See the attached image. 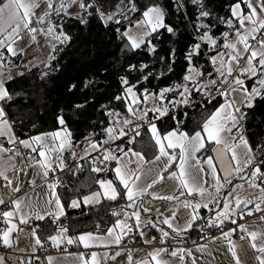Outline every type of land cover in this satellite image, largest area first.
<instances>
[{
	"label": "snow or ice",
	"instance_id": "obj_1",
	"mask_svg": "<svg viewBox=\"0 0 264 264\" xmlns=\"http://www.w3.org/2000/svg\"><path fill=\"white\" fill-rule=\"evenodd\" d=\"M197 2V0H193ZM46 8L41 12L36 10L41 7V0H2L0 2V49H6L11 56H16L18 51L22 52L23 48H17V42L23 39L24 34H29V39L35 40L37 32H44L43 28L33 27V19L37 24L43 25L47 21V32L45 35H51L55 32V25L48 19L50 13L48 9H54L57 13H68V9L73 5H78L79 9L85 12L88 9L93 8V3H85L84 0H60L59 7L53 5V0H45ZM243 5V7H242ZM129 10L136 11L135 0H130ZM101 17L107 15L108 19H111V14H105L97 8ZM230 16L218 18L219 22L226 24L228 31H223L219 37L211 32V27L208 28V32L202 34L199 39L202 42L211 46V49L215 51V55L209 57L210 63L214 66V72L217 76L216 79H212L213 73H207L209 79L206 83H201L205 73L197 69L193 64V58L199 56L201 51V44L197 43L191 46V49L185 56V59L189 62V67L186 70V74L183 76V83L176 84L171 87H165L158 92L150 91L145 88L138 95L134 90L135 85H130L125 88L124 94L115 97L117 100H128L127 109L129 113H132L139 121H144L148 124L152 138L157 146L158 154L151 161H146L143 153L133 151L131 148L125 152L122 148L116 149L122 153V157H118L112 150L104 148L101 163L107 161H116L117 167L115 171V180L119 185H122V190L118 191L117 186L113 180H97L102 191L92 192L90 195H85L81 199H72L67 207L79 208L81 203L85 205L99 204L102 198L116 201L122 194L129 201L128 208L135 209L130 214L125 212L124 219H119L120 212L113 210L111 215L118 217L115 224L106 229V236L95 235L93 232H83L75 237L68 236V228L61 225L55 234L48 237L52 241L54 247L59 248L61 244L67 243L82 244L84 248H90L97 245L99 241L104 246L108 244L119 245L122 242L123 237L128 236L134 230L138 231V234L143 236L145 233L140 231L141 226L156 227V223L149 218L142 219L141 209L143 212H150L151 209L145 206L144 197L148 196L154 199L163 200H178L179 197L174 195L158 196L155 192L150 191L154 186L165 179V173H167L168 179H173L178 182V189L180 195H199L204 196L208 192L205 180V165H207L208 174L211 175L215 192L217 197L213 198L217 207H220L218 197L223 195V189L225 185H232V177L234 175L239 176L241 180L247 177L248 187L251 189H257L261 195L254 199L250 196H242L237 192V189L242 188L243 185H233L226 193L223 206L220 211L216 212L215 219L211 221L212 226L222 228L225 221H230L232 224H236V228H231L228 231H222L221 237L226 239L229 244V251L235 260V264H241L240 258L236 251V245L230 239L232 234L240 230L243 235L240 236L241 240L247 239L252 249L260 253L256 257L258 264H264V215L258 217V223L254 225L238 224L237 220L233 217L239 212V218L243 219L245 215L251 216L254 212H264V208L261 207L264 204V187L261 183H257V180L264 182V171L261 170V166L264 165V161L260 163L255 162V153L248 140L243 134L242 122L246 119V113L242 111V108H252L255 105V101L258 97H264V0H236L235 3L229 5ZM79 16L80 14L77 13ZM210 12L201 11L200 16L208 17ZM142 20L136 22V26L144 28L146 30L137 34L131 35L129 32H124L130 41V47L135 50L141 48L142 45L148 46L150 53H155L156 46L152 44L151 38L153 34H158L161 29L166 32L175 35V29L165 23L166 13L165 10L158 4L148 6L142 13ZM85 22V21H82ZM200 27H206L200 25ZM63 37V40H61ZM57 40H61V43L70 39L69 36L61 32L55 37ZM146 38L147 42H146ZM220 49H223L222 51ZM175 49L171 51V56H174ZM227 57V59H225ZM4 53L0 51V68L3 67ZM163 61L164 57H160ZM243 61V63H241ZM135 67V66H132ZM141 68H147V65H141ZM168 71H172L171 65L168 66ZM23 75V73H20ZM152 75L149 73L144 76L143 79L147 80ZM163 75V73H161ZM255 78V83L248 88L246 80ZM10 75L6 76L3 72H0V101L10 100L12 97L5 87V81L10 80ZM124 85H129V81L125 78H121ZM139 83V81H138ZM218 85L220 87H218ZM223 85H227V88H223ZM73 87H75L73 85ZM198 94L202 93L204 96L209 97V103L214 97L211 96L213 91L219 93L224 97V103L220 104L202 123L199 130L192 132L181 130L178 126L170 131L161 133L156 124L147 119L149 112L156 114L155 119H160L168 115L171 105L172 108L180 104L188 105L191 103V97L193 92ZM240 92L243 96V100L237 103L234 94ZM168 93H174L181 99L169 100L168 104H164ZM142 97V98H141ZM151 102L150 108H139L141 104H148ZM77 107H83V105H77ZM109 115H119V113L109 112ZM175 119V117H173ZM58 123L62 126L60 129L41 133L39 135L31 136L27 140H19L12 133L11 124L7 119V114L3 106H0V137H7L9 144H19L25 149H29L30 152L26 156V167L33 170V177H40L42 183L37 185L36 179L30 180L33 185V192L36 194L37 199L33 200L31 196L25 194V197H19L10 201V207L8 210L0 211V221L3 222L5 227L0 228V243L4 246L12 247L13 243L19 239V236H14V233L23 231L20 225H29V221L34 218L36 220L43 221L45 217H52L54 222H58L61 217L66 215L65 204L61 201L60 195L56 189L60 184V181L54 180L48 182V176L50 172H55L57 168L63 171L66 168L63 152L72 148L71 132L68 131L65 124V120L62 116L58 117ZM133 121L127 118L123 119L124 125H130ZM140 124L135 125V135L132 140H135L136 136L140 135ZM235 130L236 135H233ZM108 135V140L119 139L128 135L124 131V128H119L117 132L116 127H108L105 129ZM227 134V135H226ZM91 135V134H90ZM233 141L229 144L228 140ZM89 141V147L84 150V155L87 156L90 151H96L103 147V144H107L108 140L102 143H94L90 141L89 137L85 138ZM214 143L217 146L222 147L224 154L230 153V162L228 169L221 168L224 172L221 177L217 172V165L214 160H218L219 156H208L201 160L197 157L202 149H205L206 143ZM132 142V141H130ZM243 146L245 149L244 159L241 161L240 154L237 149ZM178 150V151H177ZM213 152L215 148L211 149ZM264 151V147L260 149ZM12 153L7 159L12 160L16 156H20L21 152L18 148L8 149L4 148L0 144V154ZM131 156L136 157L137 169L131 170L121 161L124 158ZM73 157H77L75 151L71 152ZM82 158V157H81ZM162 158H167V164L163 169H156L153 176V169H148L144 172L142 165L144 163L155 164ZM0 159H3L0 156ZM99 157L94 158L92 161L93 172H102L106 169L95 166ZM176 171H170L174 162ZM129 163H133L131 159ZM234 162V163H233ZM16 168V165H12ZM251 168V171H246ZM19 171L23 172L24 168H20ZM243 173V175H240ZM27 174V173H25ZM150 176L149 181L142 180V176ZM0 177L7 181V186L11 187L12 180L6 175L5 171H0ZM40 188V192H36V188ZM21 191L19 185L12 188L13 193ZM139 201V203H138ZM6 201L0 198V205H5ZM184 208H190L192 211L189 213V219L184 227H177L173 224L175 218V212H172L170 217H165L162 221L177 237H182L184 233L192 229L194 223L200 218L198 209L201 207L208 208V202L199 203L190 200L181 201ZM249 205H254L253 208H249ZM123 211V209H121ZM134 219V227L129 223V220ZM30 226V225H29ZM31 227V226H30ZM31 227L32 236L35 239L36 245H41L42 242L39 236L36 235L37 228ZM99 228V225L96 226ZM163 237H168L169 232L159 229ZM110 237L111 239H107ZM152 239H156L152 237ZM216 239V238H214ZM150 242V241H146ZM163 243V240H161ZM196 250L200 252L206 251L205 245H197ZM168 253L171 257L178 258L180 264H185L186 257L191 258V264H197V258L193 256V251L190 248L177 247L169 252L167 248H158L148 254V258L142 261H136L135 264H170L169 261L162 258V254ZM72 255V254H69ZM121 252L117 251L115 255L111 256L112 260H115ZM105 258L108 257L107 253H104ZM3 258H0L2 261ZM38 259V257H37ZM48 264H54L55 257L48 256ZM74 264H100L98 260V253L92 252L90 259H86L84 253H79L74 261ZM128 264H134L131 253L128 254Z\"/></svg>",
	"mask_w": 264,
	"mask_h": 264
},
{
	"label": "trees",
	"instance_id": "obj_2",
	"mask_svg": "<svg viewBox=\"0 0 264 264\" xmlns=\"http://www.w3.org/2000/svg\"><path fill=\"white\" fill-rule=\"evenodd\" d=\"M235 2L236 0H197L194 3L193 0H186L181 10L175 0H135L137 10L128 18L108 22L102 20L94 7L87 12L83 10L80 17L62 15L57 18L51 14L56 30L70 39L56 43L47 61L36 63L5 81V87L12 98L2 101L1 106L4 107L14 135L17 138L30 137L61 128L58 117L62 116L71 132L72 144L85 136H91L100 143L106 135L105 129L111 124L114 126L116 118L132 116L126 113V101L115 97L123 95L125 88L130 85L136 86L134 90L139 95L145 88L158 92L162 88L182 83L189 66L185 56L191 46L197 44L199 29L194 33V28L198 27L196 20L199 11L210 12L211 15L203 20L206 25L211 26L210 34L219 37L229 29L218 18L229 17V5ZM153 4H158L165 10V23L172 26L176 34L172 35L164 29L153 34L151 41L156 46L155 53L148 51L147 44L133 50L123 32L127 26L140 20L143 11ZM200 44V54L193 58V64L201 66L203 72H206L212 66L209 57L215 51H204L207 44ZM173 49L175 54L171 56ZM160 57H164V60L161 61ZM17 58L16 55L12 59ZM141 65H147V68H141ZM169 65L172 68L170 72ZM149 73L152 75L144 80L143 77ZM121 78L127 79L129 85H124ZM251 80H246L247 86ZM201 94L193 92L194 96ZM172 96L173 93H168L163 102H167ZM213 97L210 103V98L202 100L174 115L156 119L154 123L161 133L176 128L178 122H182L179 123L181 130L189 133L199 130L201 123L223 98L219 94ZM242 111L246 113V119L242 122L244 136L260 163L264 161V151L260 150L264 147V97H258L254 107H244ZM109 112L119 115H109ZM151 114L149 112L148 116ZM147 126L139 129L140 135L135 140L131 138L132 142L128 143L126 140L129 138L121 137L119 141L124 143V148L130 147L146 157L153 154L155 147ZM75 167L76 162H71L60 173L59 178L64 180L65 185L56 189L65 204L66 215L58 222L46 218L47 225L46 220H43V232L52 227L58 229L61 225L68 228L67 235L84 231L102 232L118 218L111 215L113 210L120 212L119 218L129 210L128 202L122 195L116 201L102 198L99 204L81 203L75 209L67 207L69 199L80 198L95 190L96 181L101 176L114 180L111 162L104 173L93 172L87 162L79 172L74 173ZM195 230L193 227L183 236L188 238Z\"/></svg>",
	"mask_w": 264,
	"mask_h": 264
},
{
	"label": "crops",
	"instance_id": "obj_3",
	"mask_svg": "<svg viewBox=\"0 0 264 264\" xmlns=\"http://www.w3.org/2000/svg\"><path fill=\"white\" fill-rule=\"evenodd\" d=\"M57 3L59 5L60 0H53V5L54 4L56 5ZM45 8H46L45 0H41V7L39 9H37L36 11L42 13V11ZM48 11H49L50 16H51L52 9H48ZM142 18H143V16H142ZM142 18L140 20H142ZM46 23H47V21L45 22V24L40 25V24L36 23L35 19H33L32 26L36 27V28H43L44 29ZM35 35H36V39L31 40V39H29V34H24L23 39L17 42L16 47L17 48L22 47L23 51L22 52L18 51V53H17L18 58L15 60L12 59L14 56H11L6 51V49H0V51L5 53V60H3V67L0 68V72H3L6 76H8V75L13 76V75L23 71L24 69H26V68H28V67L36 64V63L43 62L42 60H44L45 57L42 58V56L46 54L44 49L49 47V44H48L49 41L46 38L45 34H43V32H37ZM220 50L222 51L223 49H220ZM41 58H42V60H41ZM225 59H227V57H225ZM242 63H243V61H242ZM213 74H214L213 78L215 79V77H216L215 72ZM252 80H251L250 84L248 85L249 89H251V87L253 86ZM254 81H255V79H254ZM206 82L207 81H205V83ZM217 94H219V93L216 91H213L211 96L213 97ZM234 97H235V100L237 101V103H239L240 101L243 100V96L241 95L240 92H236L234 94ZM224 99L225 98L223 97L222 100L208 114V116L213 111H215V109L218 108L220 106V104L224 103ZM1 103H2V101H0V106H1ZM125 117L126 116H124L122 118H125ZM202 123H201V125H202ZM57 129H60V128H57ZM57 129H55V130H57ZM172 129H174V128H172ZM172 129H169L167 131H170ZM147 130H148V126H147ZM52 131H54V130H52ZM167 131H165V132H167ZM47 132H50V131H47ZM165 132H163V133H165ZM12 133H13V131H12ZM43 133H45V132H43ZM148 133H149V131H148ZM39 134H41V133H38L35 135H39ZM35 135H32V136H35ZM233 135H236L235 130L233 131ZM86 137H89L91 142L98 143L96 140L91 138V136H85V137L81 138L80 140L76 141L75 143H73L72 148L64 151L62 154L66 168H68V166L71 162H78L80 160H84V159H86L92 155L97 154L99 151H103L104 148L112 150L113 153L115 155H117L118 157H122V153L119 151H116V149L122 148L125 152H127L128 149H130V147L124 148V143L119 141L121 139V137L119 139H115V140H108V135L106 133L104 138L101 139L100 143H102L105 140H108V143L103 144V147L97 149L96 151H90L89 154L87 156H85L84 150L89 147V141L85 140ZM150 137L153 140L151 132H150ZM131 138L132 137H130L127 140L125 139V140L129 143L131 141ZM18 139L19 140H27V139H29V137H23V138H18ZM227 142L229 144L233 143V141H231L230 139ZM153 143H154V147H155L154 153L151 154L150 156H147V157L144 156L146 161L153 160L154 157L158 154L157 146L155 145L154 140H153ZM205 143H206L205 149H202L199 153H197V157L199 159L203 160L208 156H214V157L219 156V159L214 160V163L217 165L218 174L221 177H223L224 172H222L220 169L221 168L228 169L231 154L230 153L224 154V152L222 151V147L217 146L214 143H209L207 141ZM0 144H2L4 146V148H7V145H9L8 138L6 136L0 137ZM13 148H18L21 152V155L14 157V159H12V160H9V159H7V157L11 156L12 153L0 154V156L3 157V159H0V171H5L6 175L9 177V179L12 180V185H11V187H9V186H7V181H5L2 177H0V198H3L6 202H8L9 207H10V201L11 200L19 198V197H25V194H28V196H31L33 198V200L37 199L36 194L33 192V185L30 183V180L35 178L37 185L42 183L40 177H38V176L33 177V170L26 167V164H27L26 156L30 152V150L25 149L22 145H19L18 143L14 144ZM213 148L216 149L215 152H213L211 150ZM206 149H207V152L205 151ZM72 151H75L78 154L77 157H73L71 155ZM237 152L240 154L241 161H243L244 153H245V149L243 148V146L238 148ZM129 159H131L133 161V163H129L128 162ZM135 161H136V157L131 156V153H129V157L122 159L121 162L124 165H126L129 169L136 170L137 169V163ZM110 162H111L112 177L114 179L113 181L117 186V190L121 191L122 185H119L118 181L115 180L114 169L117 167V162L116 161H110ZM178 162L179 161L174 162L173 167L170 169V171H176L177 170L175 167V164H177ZM13 164L16 165V168L12 167ZM165 164H167V158H162L160 161H157L155 164L144 163L142 165V167H143L144 172H147V170L150 168L153 169L152 175L154 176L156 169H163ZM204 167L206 169L205 180L208 182L206 184V187L208 188V192H206L203 197H201L199 195H195V194L194 195H188L187 192H185V195L181 196L180 191H182L183 189H178V182L176 180H173V179H168L167 173H165V179L163 181H161L160 183L156 184L154 186V188L150 191L155 192L158 196L174 195V196L179 197V199L178 200H163V199H154V198L145 196L143 198L144 202H145V206H147L148 208L151 209L150 212L146 213L147 216H145V219L149 218L152 221H154L157 225L155 227L156 229L167 230L170 234H172V236L177 237L175 235V233H173L172 230L169 229L166 224H163L160 221H162L165 217H170L171 213L175 212L176 215H175V218L173 219V224L177 227H184L187 220L189 219V213L192 211V209L184 208L181 204V201L190 200V201H193L194 203L199 202L201 204L208 202V208H210V209L201 207L197 210L199 213L200 219L194 223L193 227L196 228V230L193 232V234L190 235L188 238H185L184 236L177 237V238H179L178 241H181V243H182V245L179 247L192 249L193 256L197 258V264H235V260L232 257L231 252L229 251L228 241L226 239H223L220 237H221L222 231H228L231 228H236L237 225L232 224L230 221H225L224 224H227V227L224 229H218V227L212 226L211 221L215 219L216 212L221 210L223 203H224L226 193L229 189H231L233 187V185H243L242 188L237 189V192L242 196L250 195L254 199V202H255V197L259 196L261 194L259 193V191L257 189H251L248 187V183H247L248 178L247 177H245L244 180H241L239 178V176L234 175L232 177V185H225V188L222 190L224 194L220 195L218 197L220 207H217L216 203L211 202V201H213L214 197H217V193L215 192L214 188L212 187V184L214 182L212 180L211 175L208 174L207 165H205ZM20 168H24V171L23 172L19 171ZM102 169L107 170L108 168H102ZM261 170L264 171V165L261 166ZM63 171H61L59 168H57V170L55 172H50L49 176L47 178L48 182H52L54 180L60 179L59 175ZM105 171H102V173H104ZM25 173H27V174H25ZM240 175H243V173H241ZM100 178H102V179L106 178L108 180L110 179L107 176H101ZM150 178L151 177L147 176V175L142 176V180H144V181H149ZM259 181L260 180H257V183ZM17 185L20 186L21 191H19L17 193H13L12 188L17 186ZM97 186H98V184H97ZM36 192H40L39 187L36 188ZM122 196H123V194H122ZM123 198L127 201V199L124 196H123ZM127 202L129 203V201H127ZM138 203H139V201H138ZM213 205H215L216 207H213ZM248 207L253 208L254 205H249ZM261 207L264 208V204H262ZM131 210H135V209L129 208V210H126L125 212L129 213V212H131ZM201 211H204V212L201 213ZM125 212H123L121 214V217L119 219L125 218L124 217ZM206 212H208V214L210 216V220H209L208 224H204L201 227H199L198 224L200 223L201 220H203V216L205 214H207ZM141 213H142V215H145L143 213L142 209H141ZM261 215H264V212H254L253 215H251V216L245 215L243 219H240L239 218V212H237V214L233 218L237 220L238 224L242 223V224H246V225H254V224L258 223V217ZM46 218L50 219L52 217H45L44 220H46ZM115 221L113 222V224H111L107 228L114 225ZM47 222L48 221L46 220L45 225H47ZM129 223L134 226V223L131 220H129ZM29 225L31 227H35L36 225L40 226L39 228H37L36 235L39 236V238L42 242V246L52 244V241L51 240L47 241L46 238L55 234L58 229H55L52 227L49 229V231L43 232L42 227H44V222H42L40 220H36L34 218H32L29 221ZM29 225H20V227L23 228V231L13 234L14 236L18 235L19 239L13 243L12 247L4 246L1 243L3 245V247L5 248L6 252H3V253L0 252V258H3L2 261H0V264H23L27 260L29 254L33 253L38 247H41V245H36L35 242L33 243V239L30 240L29 242L24 240V237H26L27 234L32 235L31 227ZM3 227H5V225H3ZM153 228L154 227L142 225L140 231L147 233L150 229H153ZM106 229L102 232H95V231H91V232H93L95 235L106 236ZM84 232H88V231H84ZM206 232H208V234ZM81 233H83V232H79V233L71 234V235H74L73 237H75ZM71 235H68V236H71ZM241 235H243V233L240 232L239 229H237V231L234 232L232 234V236L230 237V239L236 245V251H237V254L240 258L241 264H258L256 257L258 255H261V254L256 252L254 249L251 248L249 241L247 239L241 240L240 239ZM214 238H216V239H214ZM107 239L110 240L111 238L107 237ZM24 242H26V243H24ZM72 245L79 246L80 249H72L70 251H66L63 253L49 255V256L56 258V261L54 262V264H74V261L76 260V257L79 255V253H84L85 258L90 259L92 252L98 253V260H99L100 264H102L105 260L111 259V256L115 255V253L117 251L121 252V255L118 256L115 260H113L114 264H128L129 252L131 253L132 258H133V262L135 264L136 261H142L145 258H148L150 260L151 258L148 257V254L153 252L155 249H158L155 247H151L146 243H144L143 245H141L139 247L126 248V249L119 248L118 246L120 244L119 245L108 244L107 246H104L99 241L97 242L98 246L94 245L93 247H90L87 249L84 248L82 244L77 243V244H72ZM197 245H205L206 251H204V252L197 251L196 250ZM104 253L108 254L107 258H105ZM69 254H72V255H69ZM162 258L164 260L169 261L170 264H180V261L178 258L171 257L170 254H168V253L162 254ZM46 264H48L47 259H46ZM151 264H155V262L153 261V262H151ZM185 264H191V258L186 257Z\"/></svg>",
	"mask_w": 264,
	"mask_h": 264
},
{
	"label": "built area",
	"instance_id": "obj_4",
	"mask_svg": "<svg viewBox=\"0 0 264 264\" xmlns=\"http://www.w3.org/2000/svg\"><path fill=\"white\" fill-rule=\"evenodd\" d=\"M185 1L186 0H175L177 6L181 10H183V8H184ZM196 42H197V39H196ZM210 49H211V46L207 45V48L204 51L210 50ZM204 56L207 58L205 53H204ZM241 63H242V61H241ZM210 70H212V66H211ZM215 79H216V77H215ZM218 87H220V86L218 85ZM223 88H227V85H223ZM179 99H181V98L179 97ZM190 99H191V103L188 105L180 104V105L176 106L175 108H172L171 105H169L170 111H169L168 115H174L178 111L184 110L186 108H190V107L194 106L195 104L201 102L202 100L209 99V97H206L203 94H201L199 96L192 95V97ZM155 116H156V114L152 113L151 116L147 117V119L149 121L154 122L156 120ZM127 119L132 120L133 123L130 125H124V124L121 125V127L124 128V131L128 133V135L125 136L124 138H130V137H133L135 135V125L136 124H140L139 129L148 125L144 121L137 120L135 116L128 117ZM13 147H14V144L7 145L8 149H12ZM102 156H103V151H99L95 155H92V156H90L84 160H80V161L76 162V167L73 169L74 173L81 171L85 166V162H87L89 164L90 168L92 169L93 168L92 161L94 158H97V157H99L100 159H98L96 161L95 166L100 167V168H108L110 166V161L101 163L100 161L102 160ZM255 162L258 163V161L256 159V154H255ZM58 180L60 181L59 186L65 185L64 180H62V179H58ZM258 183H261V186L264 187V182L259 181ZM8 207H9V204H8V202H6L5 205H0V211L7 210ZM3 225H4L3 222L0 221V228H3ZM226 227H227V224H224L222 228H218V229H224ZM164 231H167V230H164ZM206 233L208 234V232H206ZM152 237H155L156 239H152ZM145 240L150 241V242H146ZM161 240H163V243H161ZM178 240H179V238L172 236V234H170L168 237H163V235L159 231V229H156V228L150 229L143 236L139 235L137 230H134L131 233H129L128 236L123 237L122 243L118 247L121 249L134 248V247H139V246L143 245L144 243H146L149 246L155 247V248H167V249H169V252H170L172 249L177 248V247L182 245L181 241H178ZM72 249H80V247L75 246V245H68L67 243L61 244V246L59 248L54 247L53 244L41 246V247H38L33 253L29 254L27 260L23 264H46L47 256L52 255V254L63 253L66 251H70ZM0 252H2V253L6 252L5 248L3 247V245L1 243H0ZM37 257H38V259H37ZM102 264H114V261L112 259H107Z\"/></svg>",
	"mask_w": 264,
	"mask_h": 264
},
{
	"label": "rangeland",
	"instance_id": "obj_5",
	"mask_svg": "<svg viewBox=\"0 0 264 264\" xmlns=\"http://www.w3.org/2000/svg\"><path fill=\"white\" fill-rule=\"evenodd\" d=\"M84 2L85 3H93L94 4V8H95V10L97 11V8H99L100 9V11H102V8H101V6H100V4L98 3V0H84ZM123 2H124V4H125V6H123V9H122V11H121V15H119V16H117L115 19H113L114 21H119V20H124V19H126V18H128L132 13H133V11H130L129 10V3H130V0H123ZM55 7H59V5H58V3L55 5L54 4V8ZM83 10L82 9H79V7H78V5H73L71 8H69L68 9V13H70V14H66L65 12H60V13H57L56 11H54V9H52V14L53 15H55V17H57V18H59V16H62V15H64V16H75V17H80L81 16V12H82ZM202 10H200L199 11V13H198V15H197V20H196V24H197V28L199 29V36H198V39H199V37L202 35V34H204L205 32H208V28L209 27H211L210 25L208 26V25H206L205 24V22H204V17H202V16H200V12H201ZM77 13H79L80 15L78 16L77 15ZM99 15H100V12H97ZM52 15V16H53ZM54 17V18H55ZM100 17H101V15H100ZM102 18V17H101ZM48 19H50L51 20V22H52V24L53 25H55L56 26V24H55V22H54V20H53V18H51V16L48 18ZM103 20V19H102ZM138 21H140V20H138ZM137 22V21H136ZM136 22L135 23H133V24H131V25H129V26H127L126 27V29L124 30V32H129L131 35H133V36H136L137 34H139V33H141L142 31H144V30H146V29H144V28H140V27H137L136 26ZM200 25H205L206 27H200ZM47 32V23H46V25H45V28H44V32H43V34H45ZM123 32V33H124ZM61 33V31H57L56 30V27H55V32L53 33V34H51V35H45L46 36V38L48 39V44H49V47H47L46 49H44V51H45V55H43L42 56V58H44L45 57V59L44 60H42V58H41V60L42 61H47L48 59H49V57H50V54H51V50H52V48H53V45H55L56 43H60L61 42V40H63V37H61V40H57L55 37L57 36V35H59ZM210 34V33H209ZM124 36V35H123ZM125 38H126V40L128 41V43H129V45H130V41H129V39L126 37V36H124ZM200 40V39H199ZM201 41V40H200ZM202 42V41H201ZM208 45V44H207ZM214 54H216V53H214ZM213 54V55H214ZM212 65V64H211ZM189 67V66H188ZM197 67V69L198 70H200V71H203L202 70V67L201 66H196ZM209 72H211V73H214V66L212 65V70H208V71H206V72H204L205 73V76L203 77V79H202V81H201V83H205V81H207L208 79H209V77L207 76V73H209ZM212 79H214L213 78V76L211 77ZM216 78H217V76H216ZM254 79L255 78H253V84H254ZM183 83V82H182ZM123 94H124V92H123ZM142 98V97H141ZM169 100H179V96L178 95H176V94H174L173 93V96L172 97H170L169 98ZM168 100V101H169ZM126 101V105H127V103H128V100L126 99L125 100ZM168 101L167 102H163L164 104H168ZM151 107V102H149L148 104H141L140 106H139V108H150ZM126 113H128V114H130V115H132V113H129L128 112V109H127V106H126ZM133 116V115H132ZM127 118V117H126ZM123 119L124 118H116V124H114V126L111 124L109 127H116L117 128V132L119 131V128H121V125L123 124ZM148 131H149V133H150V130H149V127H148ZM246 171H248V172H250L251 171V168H249V169H247ZM99 180H108V179H106V178H100ZM96 191H102L101 189H100V186H99V184H98V186L96 187V189L95 190H93L92 192H96ZM92 192H90L89 194H87V195H90ZM83 197V196H82ZM82 197H80V198H72V199H81L82 200ZM72 199H69L68 200V202H67V204L72 200ZM83 204V203H82ZM213 207H216L215 205H213ZM207 209H210V208H207ZM206 209V210H207ZM132 211H134V210H131V212ZM131 212H129V214L131 213ZM204 211H201V213H203ZM145 215H142V213H141V217H142V219H145V216H147V214L145 213V212H143ZM207 214H205L204 216H203V220H201L200 221V223L198 224V226L199 227H201L202 225H204V224H208V222H209V220H210V216H209V214H208V212H206ZM50 219H53V218H50ZM133 223H134V219L133 220H131ZM74 235H71V237H73ZM33 239V243L35 242V239H34V237L32 236V235H30V234H27L26 235V237H24V240H26L27 242H29L30 240H32ZM47 239V241H50L49 239H48V237L46 238ZM24 243H26V242H24Z\"/></svg>",
	"mask_w": 264,
	"mask_h": 264
},
{
	"label": "bare ground",
	"instance_id": "obj_6",
	"mask_svg": "<svg viewBox=\"0 0 264 264\" xmlns=\"http://www.w3.org/2000/svg\"><path fill=\"white\" fill-rule=\"evenodd\" d=\"M121 3L122 9L123 6H125L123 0H98V3L100 4L101 8H102V12H104L105 14L109 13L112 9V7L116 4V3ZM122 11V10H121ZM119 15H121V12L119 13ZM118 15V16H119ZM198 30V28H194V33ZM197 35V42L200 43L201 41L198 39Z\"/></svg>",
	"mask_w": 264,
	"mask_h": 264
},
{
	"label": "water",
	"instance_id": "obj_7",
	"mask_svg": "<svg viewBox=\"0 0 264 264\" xmlns=\"http://www.w3.org/2000/svg\"><path fill=\"white\" fill-rule=\"evenodd\" d=\"M121 10H122L121 3L120 2L119 3H116L112 7L111 11L109 13H107V14H111L112 18L111 19H108L107 18V15H105V17L102 18L103 21L104 22L112 21L113 19H115L119 15V13L121 12Z\"/></svg>",
	"mask_w": 264,
	"mask_h": 264
}]
</instances>
